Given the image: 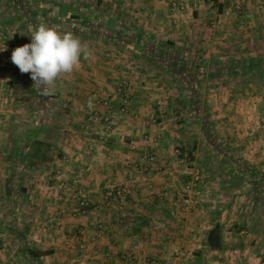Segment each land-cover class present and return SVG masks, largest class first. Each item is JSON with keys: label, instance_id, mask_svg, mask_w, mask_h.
I'll list each match as a JSON object with an SVG mask.
<instances>
[{"label": "crops", "instance_id": "obj_1", "mask_svg": "<svg viewBox=\"0 0 264 264\" xmlns=\"http://www.w3.org/2000/svg\"><path fill=\"white\" fill-rule=\"evenodd\" d=\"M4 1L5 6H0V10L14 12L20 17L18 20L12 14L7 20L12 42H18L20 46L30 42L29 34L35 30L32 23L34 20L37 26L44 24L53 28L61 24L70 29L68 33L76 36L72 31L75 24L70 21L71 17L76 15L75 10L90 11L92 14L91 11L98 8L105 19L100 23L99 32H104L105 37L99 40L97 34L93 33V28H88L91 24L84 23L82 25L88 28L83 35L84 43H114L120 45L119 51L123 52L124 46L134 48L130 46V42L151 43V46L158 42H170L179 48L180 53L184 51L182 55L185 57L191 54L187 48L191 49V44L194 43L196 57L202 60L208 58L214 63L230 58L232 53H240L242 57L254 59L262 56L264 52L262 47L257 45L261 44L260 39L264 32L261 16L264 12V0H213L210 4L203 0H185L182 12L172 11L167 0H64L50 6L52 20L44 18L45 4L41 0H20L18 3L14 0ZM238 2H241L244 9L236 15L234 7ZM26 14L34 17L29 20ZM14 26H18L19 31ZM192 32L195 33L194 41L190 39ZM237 35L242 38L239 39ZM182 45L183 47H179ZM235 46L238 51H235ZM153 48L152 52L155 53ZM99 51L101 53V49ZM94 53L89 52V57ZM136 53L135 56L139 55V51ZM95 55L94 57L100 56ZM17 67L11 66L0 76V191L6 186H11L8 183L10 173L21 168L27 170L22 162L27 142H50L54 149L51 151V170H56L59 165L60 159L57 155L60 151L63 157L69 155L74 165L71 170L76 167L81 172L80 187L91 201L92 208L82 213L75 203L66 202L67 199L60 196L56 199L49 192L47 198L50 203H55V211L50 214L44 209L35 211L30 220L35 221V224L29 230L28 226L24 227V223L19 222L20 215L14 217V214L9 215L0 209V220H4L0 222V264H35L21 254L23 240L31 241L41 252L51 253L41 257L42 264H153L156 260L158 264H168L164 261L163 254L175 247L177 255L180 256L179 264H238L233 262L232 258L237 250L241 251L240 255L246 257L247 252L264 247V227L254 228L251 225L253 217L258 219L260 216L264 219V193H257L255 190L253 192L249 180L245 179L247 172L254 170L261 175L260 181L264 184V98H249L245 112L240 109L235 111L237 115L233 116L235 122L231 133L235 140L233 148H228L227 152L233 157L230 161L233 166L229 167L231 172H228L224 179L218 178L214 183L206 180L205 185L214 186L215 192L226 188L223 194L217 195L220 202L217 198L211 201L212 205L217 201L225 205L217 210V206L211 205V211L207 212L190 211L177 203L183 174H179L177 166L167 162V158L171 156L168 152L172 135L169 137L163 120L157 125L150 122L152 113H157V103L150 104V99L132 97L129 100L130 114L119 113L116 116L110 107L117 106L119 102L113 103L112 96L110 99L105 98V102H93L91 96L92 93H98V96L105 94L103 91L109 90L106 85L99 83L97 87L95 84H90V88L83 87L81 96L85 95L86 89L90 92L89 98L85 96L84 105L78 103V107L89 108L88 101L91 100L92 107L102 119L105 117L115 120L114 128L103 132L100 131L103 129L101 126L97 132L99 136H82L77 146L66 142L61 148L59 143L63 134L58 126L61 119L60 109L64 106L76 107V101L74 98L62 100L64 91L60 86L41 91L34 82L26 80L28 76H22L25 73H21ZM121 68H116V71H122ZM215 69L216 71L212 69L214 73H225L220 63ZM109 71L114 70L92 66L87 68L86 75H105ZM127 73L132 74V69L128 68ZM201 73L208 74L205 70H201ZM89 80L95 82V78ZM50 89L52 95L48 97L45 91ZM110 93L105 94L106 97L110 96ZM228 119L227 122L231 124L232 119ZM48 123H52V127L49 126L50 131ZM66 139L72 141L68 136ZM152 140L160 144H152ZM237 150L244 159L240 161L241 164L244 162L242 166L239 161L235 162L243 168L238 171L234 169V161L239 159L235 156ZM65 169L68 170L66 166L63 171H66ZM236 171L240 173L239 180H243L244 185L240 183L237 186L235 183L239 182L225 180ZM62 181L64 182V179ZM229 186L248 187L247 193L239 197V201H244L241 211L248 214L245 213L246 216L242 220L244 225L248 221L251 226L249 229L240 230L243 227L225 224V220L232 221L234 217H240L239 214H234V206L237 204L234 194L236 192L228 188ZM118 189L125 190L127 195V204L123 206H120L114 197ZM110 193L111 196L108 195ZM42 199L41 202L44 201L47 207L48 201ZM59 201H62L60 206L57 205ZM33 202L40 203L39 198ZM3 204H14V199L7 198L6 195L0 196V205ZM38 205L35 204V207ZM217 220L222 228L224 250H208L205 246L207 233ZM49 223L51 226H48ZM234 228H237V235H245L244 242H234ZM252 259L249 256L244 264L253 263ZM261 264H264V260Z\"/></svg>", "mask_w": 264, "mask_h": 264}, {"label": "rangeland", "instance_id": "obj_2", "mask_svg": "<svg viewBox=\"0 0 264 264\" xmlns=\"http://www.w3.org/2000/svg\"><path fill=\"white\" fill-rule=\"evenodd\" d=\"M3 1L4 0H0V6H5L4 4L5 1L4 2ZM14 1L16 3L20 2V0H14ZM41 1L45 4V9L43 10V13H44V18H46V20L47 19L52 20L53 14L50 9L51 8L50 6H53L52 3L64 2V0H41ZM212 1L213 0H210V2H205V3L210 4L212 3ZM256 1L260 2L261 0H255L254 2ZM97 7L98 6H96V8ZM234 8H235L234 9L235 14L238 15L240 12H242L244 6H240V9H237L236 6ZM19 9H21V6H19ZM89 12L90 11L79 12V10H75V14H76L75 16H77L76 17L77 20L73 19L72 17H71L72 20H70L72 24H75V27H73L72 31L73 33L77 34L76 35L77 38H79L82 42L83 35H85V33L87 32V29L93 28V33L97 34V38L99 40L100 39L103 40L105 37L104 35L105 33L99 32V29H100V23L105 19L100 14L98 8L95 9V11L94 10L91 11L92 14H90ZM9 13L7 12V10L4 11L0 10V34L4 36L8 41V44L11 47V54H12L13 50L15 49V46L19 47L20 45L18 42L17 43L12 42L13 38L10 36L8 32L10 28L7 26V20H9L10 17H12V14L14 15V18L16 17L18 20H20V17L16 16L17 14L14 12H9ZM261 14H262L261 15L262 19L264 21V12H262ZM26 15L29 17V20H31L34 17V16L31 17L28 14ZM127 16L128 18L130 17V15ZM32 23L34 25L33 27L36 29L38 27L36 25V21L34 20L32 21ZM84 23L91 24V26L86 28L84 27V25H82ZM18 26L16 27L14 26V27L16 30L19 31ZM53 28L57 29L61 33H68L70 30L69 28L62 26L61 24H59L58 26H53ZM262 29L264 30V27H262ZM194 32H192V36H191L192 38L189 36L190 39H193V36H195ZM16 33L19 35L18 32ZM262 33L263 34L260 39L261 44L259 43L257 45L262 47V52H263L264 32ZM29 36H31V34H29ZM238 36L239 35H237V37ZM128 37L130 39L131 34H129ZM238 38L239 39L242 38L241 35ZM158 40L160 39L158 38ZM29 41L31 42V40ZM192 41H194V39ZM82 43L87 46V50L90 52V54L95 52L94 53V55L96 54L95 56H97L98 54L100 56L98 55L99 57H94L93 54L92 57H89V55L86 58L82 56L79 65L74 69L73 72L63 74L62 76L60 75L55 82L54 87L56 88L57 86H60L64 91L62 94L64 95L62 96L64 97V99L62 100L74 98V100L76 101V107L64 106L60 109L61 119L58 126H60V132L61 134H63V136L61 135V140L59 143L61 148H63L66 145V142L72 143L73 146H77L82 136L92 137V138L99 136L97 132H99L98 129H100L101 126L103 129L100 131L103 132H105L106 129L107 131H111V129L114 128L113 124L115 123V120L113 118L110 119L104 117L103 119H101V117L96 113L94 107H92L91 109L78 107L79 105L78 103H82L84 105L83 101L86 98H89L88 94L90 93L85 89L84 90L85 95L83 94V96H81L82 94L81 88L83 87L90 88L89 87L90 84H95L96 87L99 86V83L106 85L109 90L103 91V93L105 92V94H109L110 91H112V93H110L111 94L110 96L108 95V97H106L107 95L105 94H101V96H98L97 95L98 93L96 94L92 93L91 96L93 102H97L100 100H103V102H105L107 101V99L105 98L110 99V97L112 96L111 98H113L112 100L113 103H115L116 101L119 102L117 106L110 107L111 108L110 110L114 111L116 113V116L117 114L121 113L122 108H126V113H122V114L125 115L130 114L131 108L129 106V100L132 97H136L138 99H144V100L150 99L151 100L149 101L150 104L157 103L156 106L157 113H152L153 118L150 119V122L152 123V125H157L161 120H163L164 126H166V129L168 130L167 132L170 134L169 137L172 135L170 137L172 140L169 143L170 151L168 152L170 153L171 156L167 158V162L171 164L173 163L175 167L177 166L176 168L179 170L178 171L179 174L180 175L183 174L181 175V179L183 180L184 183L187 182L189 183L192 179V177L188 174L190 172L189 169L198 170L204 182L201 191L203 192L204 195L205 194L210 195L209 199L204 198L203 197L204 195L199 196L196 199L197 204L195 208L190 211H194V210H198L200 212L211 211L209 209L212 205L211 201L213 202L215 198H217L219 201L217 195L223 194L226 188L221 189L220 192L217 190L218 192L216 191L217 192L216 193L214 186L209 187L205 185L206 180L207 182L214 183L218 178H223L228 174V172H231L229 167L233 166L230 163L232 159L226 153L229 151L228 148H233L234 145L233 140H235L232 138L231 135V133L233 132L232 130L234 128L233 124L235 122L233 120V116L237 115L235 111H237L238 109H240L241 112L243 111L245 112V108H247L246 102L249 101V98H258V97L262 99L264 98V75L262 76L261 74H259L258 71L253 69L252 71H250V73H246V74L229 75L227 73H222L223 75L221 74L211 77L208 75L209 70L211 71L213 69L214 71H216L215 68H212V66L213 64H218V63H220V65L222 64V68L224 67L231 68L238 63L244 64L245 62L247 63L249 61L255 63V61L258 60L264 62V52L262 56H260L261 58L254 57V59H250L249 57H242L240 53H232L230 55V58L219 60V62L217 60L216 63H214L213 60L208 58L205 60H202L201 58H197L196 57L197 55L195 53L196 46H194V43H192L193 45L191 44V49L187 48V51H190L191 54L188 57L183 56V58L185 60L186 59L188 60V64L190 66H198L201 70H205L206 72H208L207 74V73H201L200 69L197 70L198 67H195L194 70H192V73H187V71L185 70L184 71L179 70L175 62L177 61V59H170L167 56H164V58H158L155 55H153V52L150 51L153 48V46H151V43H147L143 46V48L137 49L135 47L136 45L130 42L129 43L131 44L130 46L134 48L130 49L128 46L126 47L124 46L123 48L125 50L123 52L119 51L121 46L114 43H107L108 46L104 44L103 41H101L100 44L99 42L98 43L82 42ZM125 44L127 43H124V45ZM175 47L178 48L176 45ZM179 47H183V45ZM246 48L247 46L245 47V49ZM99 49H101V53ZM235 49H236L235 51L239 50L237 49L236 46ZM137 51H139L138 53L139 55L135 56L134 53H136ZM183 52L184 51H182L181 53ZM0 59H1V46H0ZM148 59H151L150 61L152 62H149ZM13 65L15 64L11 60L7 66V70L11 68V66ZM189 65H183V66L187 67ZM92 66L94 68L103 66L105 68H108L110 70L112 69L114 71H109V73L105 75H99V74H96L94 76L92 75L91 77V75H86V72H87V68H90ZM116 68L117 69L121 68L122 71H116ZM128 68L132 69L133 71L132 74L127 73ZM172 68L173 71H170L172 70ZM16 69H18V67ZM171 72L173 73L177 72L178 74L174 75ZM4 73L5 72L0 73V76H3ZM26 74L27 73H25L24 75L22 74V76L24 77L28 76L26 80L29 79V81L31 80L32 82H34L31 79V75H26ZM94 78H95V82H91V80H89ZM78 90H80V92H78ZM67 91H70L71 93H68ZM45 93L48 97H51L52 90L51 89L47 90L45 91ZM93 95L96 96L94 97ZM85 96L87 97L85 98ZM70 117H72V119ZM228 117L232 119L231 124L227 122V120H229ZM104 124H106V126ZM47 126L52 127V123H48ZM47 126L46 128L48 129ZM50 127H49V131L51 130ZM55 128H57V126H55ZM67 136L70 139L72 138V141L66 139ZM230 138H232V140H230ZM151 143L160 144L158 141L156 142L153 140ZM176 150H179L180 153L183 155V157H185L186 168H184L182 165H181L182 167L180 166L179 158H177L175 155ZM61 152L62 151H60V154ZM235 154H237L235 155L236 157L237 156L239 157L238 159L239 161L244 160L239 150H237V153ZM226 156L229 157L227 158ZM64 157L62 153L60 160H58L59 165L56 170L52 171L51 170L52 167L50 165H47L49 164L47 163V164H41L39 169H33L27 171L25 182L22 183V186L28 190L27 194L22 195L20 197L19 200L20 203L18 205L16 204L0 205L1 211L5 213L8 212L9 215L13 214V212H16L14 213L16 214V216L20 215L22 218L24 217V219L20 217L19 222L21 224L24 223V227L28 226V230H29V228L35 224L34 223L35 221L34 222L30 221L32 220L31 217H34L33 213L35 211L44 209L45 211H48L47 214H50V212L55 211V203L52 204L49 202L47 198V196H49L48 194L51 193L52 195H54V197H56V199L59 198L60 196L62 197V199H67L66 202L69 201L71 203L76 204V200L73 199V193L70 192L69 190L65 191L64 189H61L60 184L61 182H63L62 180L64 179V184L69 185L75 176H79V180L81 181V172H79L76 167H74L75 169L71 170V167L74 165H72L73 163L72 161H70L69 155H64ZM243 164L244 162L242 164L241 162L239 163V165L241 166ZM65 166L67 167L68 170L65 169L66 171H63V168H65ZM185 169H188V172L185 171ZM239 177H240V173L236 171L235 173L233 172L229 178L226 177L228 179L225 180L239 182V183H235L237 184V186H239L240 183H243V180L241 179L239 180ZM12 181L15 182L16 179ZM51 188H53L52 191H50ZM228 188H232L233 192H236L234 194H235V202H237V204L234 206L236 209L234 214L235 215L239 214L240 217L237 218L236 216V218L234 217L232 221L225 220L226 221L225 224L229 226L236 225L238 227H243L240 230L244 228L249 229L250 225L248 224V221L244 225V221L242 220L248 214L245 211H241L243 209L244 201L242 202L239 201V197L247 193L246 190H248V187L229 186ZM178 191H179L178 194L179 197L180 195H182V192L180 189ZM229 193L231 194V192ZM5 194H6L5 189L0 191V196H4ZM36 198H39L40 203L33 202V200H35ZM41 198H43L42 201L43 200L48 201L47 207L44 205L45 204L44 201L41 202ZM218 201L216 202V204L214 203L212 205V206H217L216 210L217 208L222 207V205H225V203L222 202L219 203L220 201L219 202ZM61 202L62 201H59L57 205L60 206ZM35 204H39L38 206H36L37 209H35L36 208ZM80 212L83 213V211L81 210ZM257 213H259V211ZM10 217L9 219H11ZM253 218H254L253 223L249 221L252 227L254 228H259L261 226L264 227V219L260 218V216H258V219L255 217ZM0 222H4V220H0ZM50 224L51 223H49L48 226H51ZM234 229H235L234 232L236 233L233 235L235 236L234 242L236 244L244 242V240L246 239L244 238L245 235H242V237L240 235H237L238 234L237 228ZM175 249L176 247L171 248L170 252H168L167 254H163V256L165 257L164 261H166L168 264H179L180 262V260L178 261V258L180 256L177 255L178 251L177 249L176 250ZM240 252L241 251L237 250L235 253H233L234 256L232 257L233 262L235 261L236 263L238 262V264H244V262L247 261L246 258H248L249 256L253 258L252 259L253 263L251 264H261V262H263L264 260V247L262 249H258L257 251L254 250L247 252L246 257L240 255ZM228 254L231 253L228 252ZM254 259H256L255 263H254ZM152 261L154 260L152 259ZM156 263L158 264L157 260L154 261L153 264Z\"/></svg>", "mask_w": 264, "mask_h": 264}, {"label": "trees", "instance_id": "obj_3", "mask_svg": "<svg viewBox=\"0 0 264 264\" xmlns=\"http://www.w3.org/2000/svg\"><path fill=\"white\" fill-rule=\"evenodd\" d=\"M76 17L77 16L74 15L72 18L77 20ZM142 43L143 42L137 43L135 45L138 48H143V45H145L146 43L145 42L143 44ZM153 49L155 50V53H153V55H155L158 58H164V56H167L170 59H177V61H175V62L177 64V67L179 68V70H182V71L185 70V71H187V73H192V70H194L195 67H198V66H190L188 64V60L186 59L187 60L186 61L183 58L182 53H180V50L178 48H176L173 43H170V42L159 43L158 42L157 44H155ZM150 51H152V49ZM148 60H149V62H152V61H150L151 59H148ZM178 63H180V64H178ZM183 63H185V64H183ZM183 65H189L187 67L190 70L186 66H183ZM216 66H217V64H213L212 68H214V67L216 68ZM237 68L239 69L238 71L235 70ZM198 69H200V68L198 67L197 70ZM253 69L258 71L259 74H261L263 76L264 75V62H261L258 60V61H255V63H252L251 61H249L247 63L245 62L244 64L243 63L235 64L231 68L230 67L222 68V70H224L225 73L228 72L227 74H229V75L246 74V73H250V71H252ZM170 71H173V68ZM182 71H181V73H182ZM171 73L174 75L178 74L177 72L176 73L171 72ZM208 75L211 77H214L215 75H221V74H218L217 72L214 73L213 70H211ZM52 148H53V145L50 142H43V141L41 142V141H37V140L27 142V144L25 146L24 155L22 156V162L25 165V168H27V170H25L24 168H21V170H19L17 172L10 173V180L8 183H10L11 186H6V188H5V190H6L5 195L7 196V198H13L14 204L18 205L20 203L19 202L20 197L22 195L27 194L28 190L22 186V183L25 182V179L27 176L26 172L33 170V169H39L41 164L49 163L47 165H50V161L53 159V155H52L51 151L53 152L54 149H52ZM226 154H228V153H226ZM57 157L60 159L61 154H58ZM230 158L233 160L232 156H230ZM234 159H235V156H234ZM236 161H239V160L235 159L234 163ZM236 163H235L234 169L236 168L237 171L242 170L243 168ZM14 179H16L15 182L12 181ZM245 179L249 180V182L252 186L253 192L255 190V192H257V193H264V184L261 183V181H260L261 175L257 171L253 170V171L247 172V174L245 175ZM14 213H16V212H13V214ZM14 217H16V214H14ZM205 246L208 250H213V251L224 250L223 245H222V228H221V225L219 224L218 220L214 224L212 229L207 233ZM21 254L25 255L28 259L32 260L35 264H42L41 263V257L50 255L51 253L50 252H41L40 250L36 249L33 244H31V241H29V240L24 241L23 240V249L21 251Z\"/></svg>", "mask_w": 264, "mask_h": 264}, {"label": "clouds", "instance_id": "obj_4", "mask_svg": "<svg viewBox=\"0 0 264 264\" xmlns=\"http://www.w3.org/2000/svg\"><path fill=\"white\" fill-rule=\"evenodd\" d=\"M89 55L87 46L72 33H61L41 24L31 34V42L17 47L11 55L12 62L21 73H30L41 90L55 86L61 74L74 71L81 57ZM91 108L92 101H88Z\"/></svg>", "mask_w": 264, "mask_h": 264}, {"label": "built area", "instance_id": "obj_5", "mask_svg": "<svg viewBox=\"0 0 264 264\" xmlns=\"http://www.w3.org/2000/svg\"><path fill=\"white\" fill-rule=\"evenodd\" d=\"M167 1L172 11L181 12L184 9L185 0H167ZM203 1L210 2V0H203ZM240 6H241L240 2L236 3L237 9H240ZM0 46H1L0 73H2V72H5V70L7 69V66L11 61L12 54H11V47L9 46L8 41L1 34H0ZM121 113H126V108H122ZM175 155L177 158H179L180 166L182 165L184 168H186V163H185L186 159L185 157H183V155L180 153L179 150L175 151ZM189 170L190 172L188 174L192 177V179L189 183L188 182L182 183V187L180 189L182 192V195L178 197L179 199L178 203L182 207L188 210H192L195 208L197 204L196 199L199 196L204 195L203 192L201 191L204 182L198 170H193V169H189ZM185 171L188 172V169H185ZM79 183H80L79 176H75L69 185H66L64 184V182H61L60 188L64 189L65 191L69 190L70 192H72L73 199L76 200V206L81 211L86 212L92 208V203L87 198L85 191L80 187ZM108 195L111 196V193ZM114 197H115L116 202H118L120 206L127 204V195H126L125 190L123 189L116 190L114 193ZM203 197L206 199H209L210 195L205 194Z\"/></svg>", "mask_w": 264, "mask_h": 264}]
</instances>
